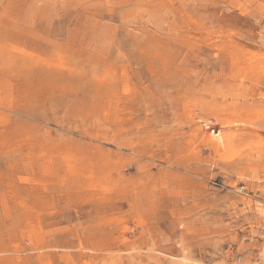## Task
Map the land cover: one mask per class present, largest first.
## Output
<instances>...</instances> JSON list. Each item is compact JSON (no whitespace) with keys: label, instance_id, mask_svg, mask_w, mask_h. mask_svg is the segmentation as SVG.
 <instances>
[{"label":"rangeland","instance_id":"1","mask_svg":"<svg viewBox=\"0 0 264 264\" xmlns=\"http://www.w3.org/2000/svg\"><path fill=\"white\" fill-rule=\"evenodd\" d=\"M0 264H264V0H0Z\"/></svg>","mask_w":264,"mask_h":264},{"label":"bare ground","instance_id":"2","mask_svg":"<svg viewBox=\"0 0 264 264\" xmlns=\"http://www.w3.org/2000/svg\"><path fill=\"white\" fill-rule=\"evenodd\" d=\"M204 68V67H203ZM201 71V70H200ZM203 71V70H202ZM208 71V70H207ZM202 73V72H201ZM206 73V72H205ZM207 74V73H206ZM221 74V73H220ZM219 74V75H220ZM222 75V74H221ZM224 75V74H223ZM188 76V75H187ZM232 76V75H231ZM241 76V75H240ZM200 77V76H199ZM219 77H221V76H219ZM192 79V78H191ZM207 79V78H206ZM216 79H218V77L216 78ZM197 80V79H196ZM195 80V81H196ZM224 81V80H223ZM194 82V81H193ZM201 82V81H200ZM209 82V81H208ZM202 83V82H201ZM200 83V84H201ZM206 84H207V82H206ZM208 85V84H207ZM225 85H227L226 83H225ZM176 86H177V91H178V99H177V108L178 109H188L189 108V106H190V104H189V102H187V99H190L191 97H193L194 98V95H195V93H197L196 91L197 90H195V87H193L192 85H190L187 81H186V79H185V77H184V75H183V73H179L177 76H176ZM203 86H205L204 85V83H203ZM210 86V85H209ZM206 87V86H205ZM237 86H235V88H236ZM251 88V87H250ZM237 90V89H236ZM199 93V92H198ZM204 94H206V93H204ZM220 95V94H219ZM259 98V97H258ZM196 99L201 103L200 104V106H201V109H225L221 104L219 105V104H217V103H215V102H213V100L212 101H208V100H200V98H198V97H196ZM218 99V98H217ZM251 99H252V96H251ZM195 100V99H194ZM190 101V100H189ZM263 101V100H262ZM261 101V102H262ZM252 102H255L254 100H252ZM257 102V101H256ZM255 102V104L253 103V104H249L248 103V100L246 99L245 101H243L242 103H239V101L238 100H235V101H232L231 103L229 102V104H231L234 108L233 109H252V108H254L255 106H257L258 104ZM230 105V106H231ZM223 107V108H222ZM232 108V107H231ZM205 121V120H204ZM218 122V121H217ZM220 123V122H219ZM205 124H207V123H205ZM206 127H207V129L208 130H215L214 128H213V126L211 125V126H207V125H205ZM224 137L225 136H228V135H223ZM230 136V135H229ZM228 136V137H229ZM233 137V136H232ZM219 139H220V137H218ZM210 139V138H209Z\"/></svg>","mask_w":264,"mask_h":264}]
</instances>
